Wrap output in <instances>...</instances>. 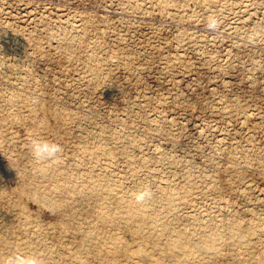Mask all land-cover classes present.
Instances as JSON below:
<instances>
[{"label": "rangeland", "instance_id": "1", "mask_svg": "<svg viewBox=\"0 0 264 264\" xmlns=\"http://www.w3.org/2000/svg\"><path fill=\"white\" fill-rule=\"evenodd\" d=\"M31 138L59 158L36 164ZM15 254L264 264V0H0V264Z\"/></svg>", "mask_w": 264, "mask_h": 264}, {"label": "clouds", "instance_id": "2", "mask_svg": "<svg viewBox=\"0 0 264 264\" xmlns=\"http://www.w3.org/2000/svg\"><path fill=\"white\" fill-rule=\"evenodd\" d=\"M219 27V21L214 17H210L207 23V28L215 31ZM28 150L36 164L45 162H55L59 158V153L62 152L61 145L48 140L31 138L28 142ZM43 171V169H38ZM138 203L151 197V192L148 189L133 194ZM4 264H40L36 257L24 256L15 254L9 256Z\"/></svg>", "mask_w": 264, "mask_h": 264}, {"label": "bare ground", "instance_id": "3", "mask_svg": "<svg viewBox=\"0 0 264 264\" xmlns=\"http://www.w3.org/2000/svg\"><path fill=\"white\" fill-rule=\"evenodd\" d=\"M140 206V205H139ZM140 209V208H139ZM138 212H141V219H139V221H144L145 219H144V217H143V214H142V211H138ZM105 217H107V216H105ZM154 237H155V234H150V235H148V237H146L145 238V241H144V243H146L149 239H154ZM115 241H119V240H117V239H115ZM106 243L107 242H103V244H104V247H105V245H106ZM113 243V242H112ZM114 247H118V246H114ZM194 248L192 247V246H190V247H188V250L189 251H192ZM136 250H134V252H135ZM137 251L138 252H140V254H141V256L143 257V256H145V257H148V254H147V252L144 250V249H142V248H138L137 249ZM100 257H101V254H100ZM110 259H111V257H110ZM149 264H160V261L158 260V259H156V260H149V262H148ZM183 264H187L186 262H183Z\"/></svg>", "mask_w": 264, "mask_h": 264}]
</instances>
